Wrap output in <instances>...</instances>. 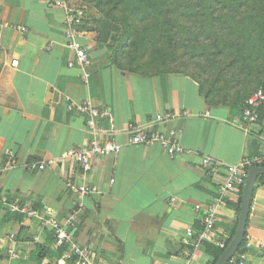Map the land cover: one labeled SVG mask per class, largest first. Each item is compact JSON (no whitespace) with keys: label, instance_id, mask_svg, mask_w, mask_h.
<instances>
[{"label":"crops","instance_id":"obj_1","mask_svg":"<svg viewBox=\"0 0 264 264\" xmlns=\"http://www.w3.org/2000/svg\"><path fill=\"white\" fill-rule=\"evenodd\" d=\"M58 1L0 0V18L25 27L0 28V192L6 200H0V264H70L62 258L69 247L56 241L46 222L51 218L88 250L89 264L212 263L235 232L242 188L217 205L209 231L205 210L218 198L228 165L262 154L264 128L259 121L241 128L239 107L233 112L208 105L198 83L183 73L120 69L109 45L97 41L87 16L77 37L88 47L89 64L83 69L66 46L67 13ZM83 102L110 111V118L98 121L97 138L121 147L117 154L93 158L87 171L61 158L93 138L86 117L68 109V103ZM181 110L191 115L175 122L155 120L159 113ZM129 124L165 134L177 128L184 153L170 157L158 143L130 144ZM206 157L210 164L204 167ZM43 162L42 170L27 167ZM68 180L95 186L97 192L70 191ZM11 202L26 212L12 211ZM261 242L264 175L256 180L239 247L246 252L244 264H264Z\"/></svg>","mask_w":264,"mask_h":264},{"label":"trees","instance_id":"obj_2","mask_svg":"<svg viewBox=\"0 0 264 264\" xmlns=\"http://www.w3.org/2000/svg\"><path fill=\"white\" fill-rule=\"evenodd\" d=\"M84 1L99 12L97 41L113 42L110 54L120 69L127 70L130 58L137 55L155 67H175L170 72L196 81L210 106H216V89L202 74L215 68L218 80L223 72L233 71L230 79L236 77L241 83L240 109L256 89L264 91V0ZM129 71L144 75L137 67ZM263 107L264 103L259 114ZM229 108L236 110V106ZM222 251L209 264H215ZM240 252L241 248L228 264H236Z\"/></svg>","mask_w":264,"mask_h":264},{"label":"built area","instance_id":"obj_3","mask_svg":"<svg viewBox=\"0 0 264 264\" xmlns=\"http://www.w3.org/2000/svg\"><path fill=\"white\" fill-rule=\"evenodd\" d=\"M67 0H59L57 2L58 6H61L65 9L67 13V21L65 28V39L66 46L74 51L75 53V63L80 65L83 69L89 64V58L87 54L88 47L81 45L77 41V37L80 33V26L87 16L86 8L82 5L75 7H68ZM14 28L18 31H25V27L21 25L14 26L13 24L3 21L0 18V28ZM74 62L69 63V66H73ZM89 74L84 72L83 81L86 82ZM264 103V91L262 88L256 89L249 97L244 101V104L241 108V116L239 118V125L241 128H246L248 124L257 123L259 120V111ZM75 107L81 115L86 117V126L92 132L93 138L83 147L80 148H71L65 151L61 158L63 159H72L79 163L82 168L87 171L90 169L92 164V159L95 157H102L111 154H117L121 147L114 140H106L104 143H100L97 135L102 132V129L98 125V121L104 118H110L111 113L108 109H99L89 102H83L80 104L68 103V109ZM187 110H181L180 112H167L159 113L156 115L155 120L157 122H175L180 118H185L190 116ZM129 138L128 142L130 144H151L158 143L164 149L166 154L170 157L176 155H182L184 153V148L181 146L178 141L179 130L177 128H172L165 134L160 130H146L142 127H139L135 124L128 125ZM203 166L207 167L210 164V159L208 157L203 159ZM255 164L264 165V150L262 154L256 159H245L237 165H228L227 170V179L226 182L220 187L218 191V198L214 200V203L210 205L204 213L203 223L205 230L209 231L214 227L216 221V207L217 205H224V196L230 193H239L241 191L242 185L245 181L248 169L253 167ZM28 169L34 170L38 168L42 170L46 167V163H40L36 165L35 163H30L27 165ZM211 172L215 171V167H210ZM67 186L70 191H74L80 194H89L96 193L97 188L95 186H86V185H77L73 180L67 181ZM0 200L4 201L2 198V193L0 192ZM6 202V200L4 201ZM10 209L12 211H21L26 212L18 203L11 202L9 203ZM198 208V207H197ZM29 215L32 212H27ZM52 232L53 237L62 245H67L69 251H66L62 254V258L70 264H89V254L88 250L80 246L77 242L74 241L71 233L68 229L61 224L57 219L51 218L46 221ZM191 230L187 231V236H191ZM203 238V232L200 233L198 239ZM221 247H224V244H220ZM250 242H246L244 249L249 248ZM262 258L264 259V242H261L259 245ZM246 259V252L243 251L240 253L238 264H244Z\"/></svg>","mask_w":264,"mask_h":264},{"label":"rangeland","instance_id":"obj_4","mask_svg":"<svg viewBox=\"0 0 264 264\" xmlns=\"http://www.w3.org/2000/svg\"><path fill=\"white\" fill-rule=\"evenodd\" d=\"M73 4H80L86 8L87 11V18L88 23H90L94 28L99 24V17L100 14L97 12V10L94 8V4L91 2H86L82 0H70ZM119 38V36H117ZM117 38V40H118ZM117 40L115 41L117 43ZM118 43H120V40H118ZM113 42L109 44L110 50H112ZM119 45V44H118ZM131 62L127 66V71L134 68H140V71L146 75H154L155 73H167L173 70L175 67L171 66H156L152 64L151 62H148L146 59H143L140 57V55L133 56L130 58ZM199 64V63H198ZM197 67L192 66V69H196ZM219 68V67H218ZM129 69V70H128ZM217 68L211 71H207L205 74H202V79L206 80L208 84H214L215 86V92L213 94V98L216 102V106L227 108L230 106H236L237 108L241 106V98L244 96L241 83H237L236 77L230 79L232 76L233 71L231 72H223L220 76V80H218V74L216 71ZM189 71H193L190 70ZM202 71V68L200 69ZM241 96V97H238ZM238 101V104H234V100ZM243 99V98H242ZM259 124L261 127L264 128V107L261 110L259 114Z\"/></svg>","mask_w":264,"mask_h":264},{"label":"water","instance_id":"obj_5","mask_svg":"<svg viewBox=\"0 0 264 264\" xmlns=\"http://www.w3.org/2000/svg\"><path fill=\"white\" fill-rule=\"evenodd\" d=\"M260 175H264V166H254L248 170L242 187L240 212L235 232L215 264H227L230 262L241 246L245 237L252 194L256 180Z\"/></svg>","mask_w":264,"mask_h":264}]
</instances>
